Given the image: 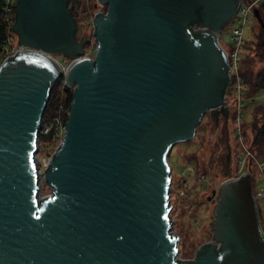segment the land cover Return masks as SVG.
I'll use <instances>...</instances> for the list:
<instances>
[{"label":"water","instance_id":"1","mask_svg":"<svg viewBox=\"0 0 264 264\" xmlns=\"http://www.w3.org/2000/svg\"><path fill=\"white\" fill-rule=\"evenodd\" d=\"M96 1L108 10L93 20L94 58L71 0L18 1L23 51L0 67V264H264L249 174L214 192L213 240L192 261L180 259L170 206L173 148L206 114L230 119L219 40L245 0ZM63 78L75 92L41 199L39 133Z\"/></svg>","mask_w":264,"mask_h":264},{"label":"rangeland","instance_id":"2","mask_svg":"<svg viewBox=\"0 0 264 264\" xmlns=\"http://www.w3.org/2000/svg\"><path fill=\"white\" fill-rule=\"evenodd\" d=\"M70 6L75 9L78 19V39L88 38L85 48L86 56L94 58L97 42L93 18L97 11L106 13L108 7H101L95 0H71ZM236 25L237 19H234L222 33L220 42L229 52L233 50L230 37L232 29ZM260 34V24L255 12H253L245 29L246 46L243 50L245 60L241 65L243 73L251 70L255 75H258L261 71L264 72V59L262 56H258V53L262 54L258 47ZM17 41V38H14V42ZM56 60L65 68L70 63L62 57H57ZM246 83L245 97L248 101L245 108L243 123L246 125H243L242 140H239L235 124L237 99L231 92L226 103L230 109V119L222 118L220 123L216 125L210 114H206L198 128L195 139L177 144L170 155L169 160L172 167L170 192L172 232L180 240L181 260H194L201 247L213 240L214 229L212 224L215 222V206L217 204L213 194L219 190L220 185L226 180L234 178L238 173L237 167H240L238 162L239 157L243 154V147L251 150L259 161L264 162V148L259 149L253 145L256 137L255 125L258 126L257 130H264V91L252 97L247 94L251 88ZM52 96V106L46 111L44 120L50 118L55 110L56 101L62 96L60 84ZM49 142L46 143L42 140L40 156L48 150V145L52 143ZM230 148L232 149V156L229 163L227 156ZM252 169L254 188L257 191L261 184L260 173L255 164H253ZM42 186L41 196L51 194V189L48 186L44 183ZM259 207L260 222L264 232V202L259 203Z\"/></svg>","mask_w":264,"mask_h":264},{"label":"built area","instance_id":"3","mask_svg":"<svg viewBox=\"0 0 264 264\" xmlns=\"http://www.w3.org/2000/svg\"><path fill=\"white\" fill-rule=\"evenodd\" d=\"M17 4H18V0H5V5L3 8L4 10L3 18L7 29V40L1 53L0 67L9 59L15 58L18 53L23 51V48L18 45V41L14 42V38H16V35L13 32V26L15 23V12H16ZM263 4H264V0H245L243 2L235 18L237 19V25L232 29V33L230 37L231 43L233 45L232 52L227 51L222 46L220 42L221 39L219 40L220 45L227 56L228 70L230 75V85L227 89L226 102L231 92H233V95L237 99L235 124L237 127V134L239 140L243 139L242 137L243 125H244L243 121L245 119V110H246L245 108L247 106V101H248L245 97L247 92V86L245 85L244 79L241 75V65L244 60L243 50L246 46L245 29L250 22V17L252 13L256 12L258 9H261ZM100 6L106 7L102 5ZM106 13L102 11H97L95 13L94 18L99 14L106 15ZM59 84L61 85L62 96L58 99L56 109L54 110L50 118L48 120H44L43 118L42 127L39 133V144H38V153L36 155V165L39 170L41 190L43 188L42 183L48 186L45 183L46 171L51 166L56 154L59 152V149L64 143L66 130H67V122L71 113V106L73 102V98L70 103L68 102L67 98L69 94H72V97H74V92H75V87L70 88V90L67 91L68 86L66 80L63 78L53 86L52 93L55 91V89L58 87ZM52 93H51V97L53 95ZM50 136L52 137L51 139L52 143L49 145L46 144L48 145V150L46 151L45 154L40 156L39 152H40L42 139L48 138ZM46 143H50V142L48 141ZM248 164H249V170H248ZM253 164L257 166L261 178V184L257 191L254 188L253 171H252ZM238 166L240 167H237L238 173L234 176V179L241 178L242 176L247 174L251 176L252 185H253V194L260 215L261 212H260L259 203L264 202V162L259 161L251 150H248L247 148L243 147V154L241 155V157H239ZM48 187L51 189V194L47 196L40 195L41 199L53 195V189L50 186ZM221 246L222 244L218 243V248H220Z\"/></svg>","mask_w":264,"mask_h":264},{"label":"trees","instance_id":"4","mask_svg":"<svg viewBox=\"0 0 264 264\" xmlns=\"http://www.w3.org/2000/svg\"><path fill=\"white\" fill-rule=\"evenodd\" d=\"M4 5H5V0H0V59H1L2 50H3V48H4L5 44H6V40H7V29H6V26H5V23H4V18H3ZM70 8L72 10L73 16L77 19V15H76L75 9H73L71 6H70ZM258 11H259V13H260V15H261V17L263 19V22H264V15H263L264 14V4H263L261 9H258ZM77 21H78V19H77ZM260 33L261 34H260V37H259V45H258V47L262 51V54L258 53V56L260 55L264 59V25H261V24H260ZM194 38H196V37L194 36ZM244 60L242 62V65L244 63ZM0 62H1V60H0ZM241 75H242V77L244 79V82L246 83V81H247V83L250 85V88H251V91L248 90L247 94H249L250 96L254 97L257 94H259L261 91H264V72L263 71H261L258 75H255V73L253 71H251V70L245 71L243 73L242 72V67H241ZM245 79H246V81H245ZM52 98H53V96L50 99L48 108L50 106H52L51 105L52 104ZM72 98H73L72 94H69L68 98H67L69 103L71 102ZM57 103H58V100L55 103L56 106H57ZM55 109H56V107H55ZM257 128H258V126L255 125L254 132L256 133V137H255V139L253 141V145H255L256 147H258L260 149L261 147L264 148V144H263L264 143V130H257ZM51 139H52V137L50 136V137L42 139V140L48 142V141H51ZM262 236L264 238L263 230H262ZM186 264H189V263H186Z\"/></svg>","mask_w":264,"mask_h":264},{"label":"flooded vegetation","instance_id":"5","mask_svg":"<svg viewBox=\"0 0 264 264\" xmlns=\"http://www.w3.org/2000/svg\"><path fill=\"white\" fill-rule=\"evenodd\" d=\"M19 1V0H18ZM77 35H78V33H77ZM16 38H17V36H16ZM17 40H18V38H17ZM59 57H62V56H59ZM63 58V57H62ZM225 119V118H224ZM226 121V120H225ZM217 197H218V192H217V195L216 196H214V201L215 202H217Z\"/></svg>","mask_w":264,"mask_h":264}]
</instances>
